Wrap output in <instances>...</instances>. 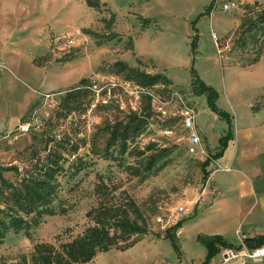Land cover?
<instances>
[{"label": "rangeland", "instance_id": "rangeland-1", "mask_svg": "<svg viewBox=\"0 0 264 264\" xmlns=\"http://www.w3.org/2000/svg\"><path fill=\"white\" fill-rule=\"evenodd\" d=\"M138 1L116 0L107 4L115 14L112 31L119 36L102 40L82 32L83 29H89L99 35L107 34L100 21L102 16L94 9L87 7L84 0H0V10L12 11L23 8L30 11L27 13L28 17L23 18L22 24H16L17 28L11 32L10 24H5L3 18H0V43L2 45L0 70L5 72L7 112L16 116L29 109V112L22 117L24 122L21 118L17 125L0 132V165L13 164L21 167V160L17 158L18 153L31 143L34 136L46 133L56 140H82L77 154L68 158L65 165L67 173L60 179L61 188L58 200L66 208V212L46 216L43 222L34 229L31 238L25 237L23 233H10L0 244L1 264H19L20 256L29 255L35 243H50L58 247L72 240L87 227L93 225L88 212L96 211L95 208L99 209L100 204L106 208H115L124 203L129 204L131 201L145 218L149 233L146 234L147 236L133 237L132 239L137 240L136 243L125 250L112 249L113 251L99 253L97 255L98 264H159L162 261L165 262L164 264H220L225 262L227 264H252L247 262L242 254L246 248L243 240L248 238L243 231L248 227L249 221L244 223L245 220H241L240 226L237 220L236 222L230 220L225 225L208 224V220L201 215L208 206L202 203L209 174L219 168V163L217 159L216 162L208 164L205 168V172L208 173L207 178L203 176L201 164L208 156L216 154L217 151L214 150L216 146H219L218 139L229 133V127L227 119L208 108L204 94L195 96L189 88L194 77L192 72H194L201 82L215 90L217 94L215 105L219 110L227 113L229 118L231 117L230 121L232 120L233 124L231 131L235 133L236 139L245 140L243 134L238 136L237 128L239 124L245 123L248 119L254 118L253 122L258 120V117H255L257 113L251 112V106L254 99L255 103L259 102L260 105H264V78L255 80L248 77L246 83L236 85V90L244 93L246 97L243 104L237 110L234 108L230 113L225 110L223 95V98L219 100V92L215 89V85L221 80L226 82L228 67L247 70L252 66L250 62L260 45L252 41H247L244 47L235 44L236 37L233 38L232 33L237 26L222 39L218 38V46L222 50L219 53L212 39L210 27L207 30L208 23L202 27V35H197L195 31L190 37L189 48L185 52V56L190 53V65L178 72V76L181 77L178 85L182 88H180L183 91L182 95L195 106L200 117L210 127L207 133L209 138L207 145L210 150L203 145L204 153L192 154L188 150L185 134L181 132L179 123L171 120L176 118L171 115L174 108L166 107L165 117L159 118L152 109L149 97L143 92L145 88L126 80L112 70V65L116 61H128L133 64V61L125 54L129 51L131 40L127 34L135 29L133 23L137 22L138 16L142 15L141 11L145 9ZM187 1L153 0V7L182 19L184 16L182 10L185 8L188 7L194 12V4ZM238 1V8L218 13L223 14L221 16L226 18L225 22L237 18V23H239V19L249 7H253L256 2L264 5V0ZM101 2L106 3L104 0ZM12 15L15 21L22 19L14 17L15 13ZM202 15L208 20L207 15ZM105 17L109 18V15L106 14ZM200 17L197 16L192 21L193 29ZM197 24L200 26L199 22ZM55 30L61 33L58 34ZM251 34L252 32L245 34L244 37ZM38 50L47 51L43 55H36L47 57L45 60L38 59V65L56 67L67 62H74L71 66L81 73L82 79L89 80V86L97 85L96 88H87V91L83 93L84 96L75 101L70 114L60 109L61 100L68 90L78 85L80 80L66 89L52 93L41 92L38 76L32 73L26 65L30 53L38 52ZM181 60L184 61V55L181 56ZM260 60H263V63L249 69V72L257 73L264 69V50ZM12 61L16 62L15 72L21 80L11 70ZM18 67H20L19 72ZM133 67L155 74L149 63L139 65L136 61ZM174 87L177 88L160 83L152 90L167 95V92ZM47 93L56 96L45 103L43 99L44 94ZM148 105L151 108L150 115L141 133L128 144V152L120 156L117 147H112L107 151V129L118 122H126V115L129 112H137L146 116L145 108ZM24 124L29 125L26 132L19 130V126ZM202 140V144H205L204 138ZM151 142L155 143L158 148H168L169 156L144 179L128 177L124 168L130 164L139 165L138 163L143 158V156L135 157L129 151L134 147L143 149ZM239 148L240 154L233 169L251 177L256 170L259 171L262 164L261 158L256 156L258 153L254 150L248 151V155L241 157L243 149ZM111 156L116 159H110ZM79 158L83 162L82 170L71 177L70 174L75 171V166H80ZM98 175L105 178L107 186L99 191L95 189ZM6 176L10 177L9 174ZM108 178H113V180ZM242 189L244 194L248 193L245 186H242ZM215 195L211 193L206 200L211 201ZM125 207L128 208L130 216L134 218L135 214L129 210L131 207L128 205ZM158 218L161 222H157ZM177 222L181 223V227L171 233L175 236L179 252L172 247L169 240L152 237H163L166 230ZM255 224L262 227L264 221L261 223L256 221ZM216 230L221 231L219 236L227 242L228 247H218L217 251L209 254L203 238L214 236ZM95 262L96 260L90 264Z\"/></svg>", "mask_w": 264, "mask_h": 264}, {"label": "trees", "instance_id": "trees-1", "mask_svg": "<svg viewBox=\"0 0 264 264\" xmlns=\"http://www.w3.org/2000/svg\"><path fill=\"white\" fill-rule=\"evenodd\" d=\"M84 2L87 7L94 9L102 16L100 21L103 23L107 34L99 35L89 29H83V34L102 40L118 37L119 35L112 31L115 24V14L112 10L101 0H84ZM106 14L109 15V18L105 17ZM204 14L209 15L208 7ZM138 21L141 27H147L151 24L150 19L141 16H138ZM251 32V35L244 37L245 34ZM232 34L233 38L236 37L234 43L240 44V47H244L247 41L260 45L250 62L252 65L257 63L264 50V5L256 2L253 7H249L239 19V23ZM129 39H131L129 50L132 51V38L129 37ZM46 58V55L36 57L33 59V63L38 65V59L45 60ZM137 63L143 64L140 60H137ZM112 70L115 74L122 75L126 80L146 89H154L160 83L167 86L172 85L171 80L164 73L150 74L123 61L114 62ZM192 74L194 77L191 81L190 91L195 96L204 94L207 98L208 108L227 119L230 129L231 121L228 114L219 110L215 105L217 97L215 90L201 82L194 72ZM89 84V80L81 79L76 87L65 93L60 104L62 112L71 113L75 101L84 96L83 93L87 91ZM174 89L183 93L179 87H174ZM254 103L251 106L252 113H258L264 109V105H260L259 102ZM149 105L145 108L146 116L137 112H129L126 115V122H118L107 129V151L112 147H117L120 156H124L128 152V144L133 142L144 129L145 121L150 115L151 108ZM23 120L24 118L21 119V121ZM171 120L177 121L181 132L185 134L181 127V120L177 117ZM230 137L229 130L227 135L219 139L217 152L211 158L218 159L222 155ZM81 142L82 140H56L44 133L34 136L31 143L18 153L17 158L21 160V167L13 164L0 165V244L10 233H23L25 237L31 238L34 229L43 222L46 216L66 212V208L58 200L61 188L60 179L67 173L65 165L68 158L77 154ZM129 153L135 157L143 156V158L138 163L139 165H127L124 171L130 178L144 179L169 156L170 150L158 148L155 143L151 142L145 145L143 149L134 147ZM110 159L115 160L116 158L111 156ZM79 163L80 166H75V171L70 174L71 177L82 170L83 162L80 158ZM208 164L209 159L201 164L204 178L208 176V173L205 172ZM6 174H9L10 177H7ZM97 180L96 190L99 191L107 187L103 176L98 175ZM122 205L106 208L100 204L99 209L95 208L96 211L88 212L93 225L87 227L81 234L58 247L50 243H35L29 255L22 254L20 256L19 264H86L93 261L99 253L112 249H127L136 243L137 240L132 239L133 237L146 235L149 233V229L145 218L135 207L134 202L131 201L129 204L124 203ZM125 205L131 207L129 210L135 214L134 218L130 216ZM180 227L181 223L177 222L167 229L163 236L164 239L170 241L177 252L180 249L171 232H175ZM203 242L209 249V254L217 251L218 247H228L227 242L219 235L205 237ZM263 242L264 236L248 237L243 240V244L249 250L261 246Z\"/></svg>", "mask_w": 264, "mask_h": 264}, {"label": "crops", "instance_id": "crops-1", "mask_svg": "<svg viewBox=\"0 0 264 264\" xmlns=\"http://www.w3.org/2000/svg\"><path fill=\"white\" fill-rule=\"evenodd\" d=\"M104 1L107 5L110 4L111 1L116 0ZM188 1L194 4V12L190 11L187 7L182 10L184 16L180 19L176 16L169 15L165 11H160L159 8L155 6L153 7V0H139L138 2L145 7V9L141 11L142 15L140 16L150 19L151 24L147 27H141L138 20L133 23L135 29L127 34V37L132 38L133 50H129L125 54V56H128L133 61V64L128 61H124L130 66H134L137 60H140L143 63H149L153 67V72L164 73L167 78L171 80L173 86L181 88L178 85L181 80V77L178 76V72L180 69L185 70L190 65V53L186 55V57L185 52L189 48L190 37L195 33V31L197 35H202L201 29H203L202 27L208 23L207 30L210 27L211 35L214 33L217 38L222 39L230 33L235 26H237V18L233 21L226 20L225 22L226 18L221 16L223 14L218 13L207 15L208 20H206L205 16L202 14H204L205 9L209 6L210 0ZM132 5L133 4H131V6ZM12 13H15L14 17L22 19L15 21L12 17ZM27 13H30V11L23 8H17L12 11H7L5 9L0 10V18H3V22L5 24H10L11 27L9 30L11 32L15 30L18 25L22 24L23 18L28 17ZM165 16L169 18H166ZM197 16L201 17L197 20L195 29H193L191 24ZM198 22L200 26H198ZM34 24H36V22H34ZM55 31L57 33L59 32V30ZM1 48L2 45L0 43V50ZM46 52L47 51L44 52L43 50H38V52L36 51L30 53V57L26 62L29 70L38 76L41 92L52 93L66 89L83 78L81 73L71 66L74 62H67L66 64L56 67H45L44 65L41 66L33 63L34 56L43 55ZM183 55L184 61L181 60V56ZM262 61L260 60L258 63L253 64L247 70L239 67L227 68L228 74L226 82L221 80L220 83L215 85V89L219 92V100H221L224 96L223 103L225 104L226 112L230 113L234 110V108L237 110L238 107L243 104L246 97L244 93L236 90L235 87L237 84L246 83L248 77H252L255 80H263L264 69L257 73L249 72V69H253L257 67V65H261L263 63ZM15 63V61H12L11 63V70L13 72L17 70V68L15 69ZM19 70L20 67H18V72ZM223 71H225V69ZM15 74L20 79L17 72H15ZM6 97L7 87L5 84V72L0 70V132L6 131L17 125V122L19 123L20 119L25 116L27 112H29L28 109L22 114L16 116L11 115L7 112ZM241 100H243L242 103ZM255 117H258L256 122H253L254 118H252V120L248 119L245 123L238 125L237 134L238 136L243 134L245 140L236 139L235 133L231 131L233 126L231 120V128L229 129L231 137L227 142V146L222 155L218 158L219 168L211 171L209 174L208 185L206 187L207 189H205L203 193L204 202L202 203L203 205L208 206L201 214L202 217L208 220V224L213 223L225 225L230 220H232L231 222H236L235 220H237V224L240 226L241 220L244 219V223L249 221L248 227L243 232L250 238L263 236L264 234V226L261 227L260 225L258 226L255 224L256 221L259 223L264 221V109L255 114ZM195 124L200 140L203 142L202 138H204L205 144L203 143V145L208 148L207 143L209 138L207 137V133L209 132L210 127L206 124L205 120L203 121L197 110ZM239 147H242L243 149L241 150V157L245 154L248 155V151L254 150L258 153L256 156L261 158L262 164L260 165L259 171L256 170L255 173L253 172L254 175H251V177L241 174L240 172H236L233 169V166L237 163V159L240 154ZM214 151H217V146ZM242 186L246 187L248 193L244 194ZM211 193L216 195L211 199V201L206 200L208 195ZM182 231L183 227L181 229V235ZM214 234L220 235L221 231L216 230L214 231ZM148 236L150 237V235ZM152 237L153 239L163 238ZM95 260L96 262L94 264H98L99 260H97V256L90 263H93ZM164 263L165 262L162 261L159 264ZM220 264L227 263L225 262Z\"/></svg>", "mask_w": 264, "mask_h": 264}, {"label": "built area", "instance_id": "built-area-1", "mask_svg": "<svg viewBox=\"0 0 264 264\" xmlns=\"http://www.w3.org/2000/svg\"><path fill=\"white\" fill-rule=\"evenodd\" d=\"M239 1L238 0H210L209 3V15L215 13H223L230 11L232 9L238 8ZM212 39L215 42V46L218 49V53L222 50L219 49L218 46V38L212 33ZM97 85L93 84L88 86V89L96 88ZM143 92L149 97L152 109L157 113L158 117L163 119L167 113L166 107L174 108V112L171 114L172 117H178L181 121V127L185 131V141L188 146V150L192 154L204 153V149H202L203 144L200 140V137L197 132L195 120H196V109L192 105V103L186 99L181 92L176 89L169 90L167 95H163L159 92H155L152 89H143ZM58 95V94H57ZM56 95L47 93L44 94L43 101H47L48 99L54 98ZM47 103V102H45ZM29 125L24 124L19 126V130L26 132L28 130ZM209 159L210 162H216L217 159L211 158L208 156L206 160ZM219 166V165H218ZM228 170V169H227ZM182 210V209H180ZM157 222H161V219H157ZM246 261L252 264L260 263L264 264V242L261 246L249 250L245 248L242 252Z\"/></svg>", "mask_w": 264, "mask_h": 264}]
</instances>
